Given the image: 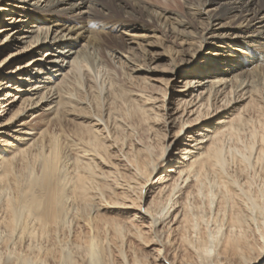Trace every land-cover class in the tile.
I'll return each instance as SVG.
<instances>
[{"label": "bare ground", "instance_id": "1", "mask_svg": "<svg viewBox=\"0 0 264 264\" xmlns=\"http://www.w3.org/2000/svg\"><path fill=\"white\" fill-rule=\"evenodd\" d=\"M66 1L0 0V11L20 8L22 12L26 13V17L33 18L34 24L31 25V29L25 31L29 33L25 35L26 38H30L29 44L31 46L48 48V52L56 56L54 60L50 61L51 63L62 57L64 60L70 59L72 64H70L69 69L59 64L46 67L43 64L37 65V61L32 60L29 63L32 64L33 61L36 63L31 65L30 68L32 69L30 70L18 71L21 67H17L15 70H10L8 74L0 71V112L3 114L7 106L20 103L19 109L12 114V119L15 121L14 123L21 126V129L26 124L21 118V113L26 110H33L34 112L40 110L44 116L42 120H48L46 123L65 128V109L81 103L87 104L89 96L90 104H93V107L98 110L101 107V102L106 100L102 93L105 88H109L110 92V97L106 100L109 107L105 110L106 112L103 110V113L100 114L99 111V114L95 115L97 118H93L94 121L91 120L92 125L90 127L81 128L77 131L76 136H73L71 146L76 152V155H73L75 157H67L68 155H65L64 151L62 152V144L60 145L58 135L51 134V137L45 141L42 137L43 133L40 135L36 131L37 128L34 127L28 132L22 131L18 146L3 148L0 145V199L2 196L4 198L1 205L0 222L6 228L4 231L6 234L2 239V248L7 252L10 251L7 254L9 255L7 259L2 261L0 258V264H22L26 256L36 252L43 254L45 257L43 260L51 261L48 264H68V262L69 264H125L119 260V263L117 262L111 244L120 248L119 252L125 259L122 247L125 240L129 242L130 237L134 236L146 246L156 245L159 247L156 249L157 254L152 256L155 260L160 257V253L164 249L166 259L170 261L167 262L161 258V261L164 260V264L262 263L264 261V230L263 228L260 230L259 227L257 230L255 229V220L246 209L245 204L248 201L245 203L242 195L237 191L235 187L237 181L224 175L223 163L226 162V140L235 133L237 120H243L245 110L261 108V103L257 98V93L259 94L261 88L256 86L258 83L255 78L257 80L259 77L262 81L264 80V32L261 25L255 26V24L259 22V19L264 18V0H200L198 4L187 5L186 15L199 28L195 34L192 33L191 29L195 25L190 23L191 21H186L180 14L166 8H160L159 5L148 3L145 0L108 1L113 8L120 9V13L127 14L123 19L128 28L136 29L141 26L148 32L152 31L148 35H134L135 37H132L134 40L131 42L136 43V41H143L146 37H153L157 40L168 38L170 42H176L179 47L188 45V49L184 50L179 48L173 51L169 47L165 48V52L172 56L170 59L175 65L176 59L180 61L181 54L187 50L190 51L193 46L203 48L205 44L223 48V52L218 54V58L215 59V62L219 64L224 63L232 56V54L227 53L229 48L232 49L233 46H239L243 50L239 48L230 52L241 51L244 53L246 50L251 57L248 60L237 61L233 68L229 65L230 68L224 71L216 65L217 67H214L211 76L217 75L210 83L196 82L198 86H202L200 100L198 95H193L194 99L189 102L184 99L179 101L178 110L181 106L182 114L174 119L175 123L178 122L179 124L175 141L162 145L164 151L163 155L160 156L162 162L159 167L157 165L160 161L154 160L151 157V150V153L149 152L151 144L136 147V143H130L135 145V149L130 148L131 150L126 151L127 154L125 155L129 157L128 162L133 168L134 174L132 176L134 177L123 175L122 172L119 173L123 176V180H120V177L119 180L123 182H117V186L123 189L122 196L125 198H132L133 195L132 200L141 201L144 199L146 204L140 205L138 211L119 210L120 215L129 217L128 221H121L116 218H113V221L102 219L104 222H102L101 228L99 226L101 219L97 214L95 217L96 227L92 226L88 233L84 230L79 232L77 230L75 243L78 248H81L82 259H75V261L71 258L70 253L65 251L66 246L58 245L57 236L58 234L61 236L65 234V226L68 224L67 217H69L67 215L70 212L73 211L72 216L77 218V223L80 225L79 220L82 219L80 210L89 212L97 206V199L116 194L114 185L108 180L110 177L105 171L100 170L95 162L96 158L105 155V152L108 153L107 148H112L111 142H114L113 140H116L117 137L119 138L116 132L119 125L113 123L116 120L112 119L116 109L121 111L125 104L129 110L125 113L130 118L137 116L139 123L141 122V125L147 124V130L158 138L161 136L160 129L155 130L154 126L150 125V121L160 122L165 119L166 125L170 122L167 120L168 114L164 115L159 112V110L169 111L165 101L158 105L157 98L147 94L144 90L135 93L121 87V84L119 85L115 81V76L111 77L110 75L109 77L107 74H102L99 65H95L94 59L90 57L91 52L95 53V50H102L103 53L105 50L110 51L112 56H116V52H120L122 48L133 50V47L125 46L122 35L114 37L111 33L104 31L109 24H112L113 28L120 29L121 24L124 23L121 21L112 23L113 17L107 18L105 21L92 19L98 18L99 12H103V10L98 11L91 0H82L81 5L70 4ZM18 3L29 6L31 9H26L25 6L18 7ZM99 4L103 6L99 0H96L95 5L98 7ZM103 7L107 9L105 4ZM82 13H86L88 17H80L83 22L82 24L78 22L80 25L78 29L75 25L66 26V22L63 21L62 24L56 22L57 15L67 17L70 15L76 20L77 16ZM249 18L255 19L252 23L254 27L245 25ZM10 20L17 22V18L13 16L10 17ZM92 21L94 22L91 23ZM15 28L14 30L6 26L1 27L0 34L11 30L13 34L24 32L23 29ZM237 30L240 31L237 32ZM158 33H161V36H158ZM10 35L5 36L7 38ZM82 41L84 43L78 50L76 45ZM30 45L25 48L31 47ZM9 59L5 58L0 61V70H4L5 66H8ZM138 64L133 68V72L143 73L146 66L149 65L146 58ZM85 67H88L94 75ZM96 68L98 69L96 70ZM49 69H52L54 74L48 71ZM231 74L233 76L228 80ZM104 75L108 76L109 81L107 77L105 79ZM127 75L132 77V74ZM14 80H16L15 84L13 83ZM93 81L95 84L97 83V86L91 84ZM193 81L187 80L186 86H192ZM11 82L12 85H10ZM75 84L87 86L88 96L80 93L81 96L79 97L75 94L72 88ZM78 85L76 86L78 87ZM9 87L13 89L9 90ZM220 87L229 89L222 97L218 96L222 89ZM166 95L167 93L164 97ZM247 95L248 104L243 110L240 109L234 117L206 125L208 120L216 116L220 108L230 107L233 102ZM220 102L222 103L219 104ZM104 113L106 115H103ZM191 116L194 118L191 119ZM110 120L113 123L112 128ZM134 124L132 123L133 127H136L137 124ZM262 125V130H259L260 133L258 132L259 146L262 150L259 151L258 161H256L260 163L264 161V124ZM196 126L200 129L197 130L196 135L189 136L191 137V141L188 140L189 144L186 142L183 148H180V153L170 157V150L174 143L180 142L183 137L187 136V134L181 136L182 132ZM239 131L237 130V133ZM234 135L233 137H235ZM122 141L120 139L119 142ZM242 143L244 142L242 141ZM253 143L255 142L253 141ZM112 146L114 145L112 144ZM28 153L31 155L28 156ZM167 161L172 168L170 171H166L173 174L169 173L166 177L161 178L162 186L154 191V186L159 184V180L155 181L154 177L165 172ZM211 172L215 175L217 191L211 190L210 183L208 185L205 182L207 180L204 181L206 178L204 175ZM147 199L148 202H146ZM203 205H206L210 210L213 205L215 206V225L211 229L202 227V216L193 214V210L191 211L192 207L202 208ZM148 219H150L151 228L156 229L158 233V226H168L171 221L175 223L179 235L176 249L169 250L167 243H164L165 241L162 240L161 236H156V234L153 235L152 239L147 240L141 222ZM20 220H23L21 224ZM87 221L91 226L90 220ZM106 225L108 227L105 229ZM15 235L17 242L13 243L12 238ZM43 242H47V244L44 246L42 245ZM11 244H17V247L12 250ZM142 252L141 258L135 256L133 264H157L156 261H152V263L148 261L147 253Z\"/></svg>", "mask_w": 264, "mask_h": 264}, {"label": "rangeland", "instance_id": "2", "mask_svg": "<svg viewBox=\"0 0 264 264\" xmlns=\"http://www.w3.org/2000/svg\"><path fill=\"white\" fill-rule=\"evenodd\" d=\"M67 1H66L67 3L76 4V5H81L80 3H82V0H67ZM108 1L109 0H99V2H101V4L103 6H104V4L106 5V7H107V9H106L103 6H101L100 4L97 7L95 5L96 0H91L92 4H94L95 8H98L97 9L98 11L103 10V12L102 11L99 12L98 18H92V19H96L97 21H105V20H107V18L113 17V19H111L112 23H114L115 21L123 22L124 24H121L120 29L117 27L113 28L111 26L112 24H109V26L107 25L105 27L104 31L111 33L112 35H114V37L116 35L117 36L122 35L123 36L122 41L125 43V46L128 45L129 47H133L134 49L129 50L126 48H122L120 50V52H118V51L116 52L117 53L116 56L115 55L112 56V52H110V51L105 50V52L103 53L102 50H95L94 51L95 53H93V51L91 52L90 57L92 59H94L95 65L96 64L99 65V67L101 68V69L99 68V70L102 71V74H107L109 77H110V75H111V77L115 76V79H116L115 81H117L119 83V85L121 84L120 85L121 87H123L127 90H132L135 93L140 92L141 90H144L147 94L152 95V96L157 98L156 101H157L158 105L162 104V102L165 101V103L168 104L169 111H165L166 112L165 113L164 111L159 110V112L161 114H164V115L168 114L167 120L170 123L166 125V123L164 121L165 119L160 121V122H158V121L156 122L155 120L150 121V125L154 126L155 130L160 129L159 131H160L161 136L158 138V136L155 137L152 132H149L147 130V128H148L147 124L143 123L141 125V122L139 123V118H137V116H136V118L135 117L130 118L125 113V112L129 111L125 104L123 105V108H121V111L116 109V111L114 112V115L112 117V119L116 120V122L115 121L114 122L112 121V122L117 123L119 125V129L118 128L116 129L117 130L116 131L117 136L119 135V138L115 135L117 137V139H119V140H117L115 138L117 141L116 140H113V141L117 142V143L114 144V142H111L114 146H112V144L109 143V144H111L112 148H107L108 153L105 152L104 153L105 155H102L101 157L95 159V162H96L98 168L102 171H105V173L108 175V177H110L108 180L110 183H112V185H114L113 187H114V191H116L115 192L116 194H113L111 196L112 198L106 197V198H102V199L101 198L97 199V201H98V202L96 201L97 206L95 208L89 210V212L87 210L85 212H82L80 210V216L82 218L79 220L80 225H78V223H77L78 222L77 218H74V216H72L73 211L69 213L70 215L69 214L67 215L69 217H67V223L68 224H67V226H65L66 227L65 232H64L65 234H63L62 236L60 234H58L57 240L59 243L58 245H62L64 247L66 246L64 249L67 253L68 252L70 253L71 258H73V261H75V259L76 260L82 259V255L80 254L81 248H78L76 246V243H75L77 241V238H76L77 233L79 231H82V230H84V232L88 233V231L90 229H92V226L96 227L97 224H96L95 217L97 214L99 215V218L101 219L100 220L101 222L99 223V226L101 227L102 222H104V221H102V219L108 220V221H113V218H116L117 220L128 221L129 217L125 216V215H120L118 213L119 210H130L131 212L138 211L137 209L140 205L146 204V203H144V199L141 201L132 200L133 195H132V198H129V197L125 198L124 196H122L123 189L119 188V186H117L118 183L123 182V181H120L121 179L123 180V176H121L122 174L127 175L128 177H134V176H132L134 174L133 168H131L132 166L130 165V162H128L129 157L127 155H125V154H127L126 151H128L130 148L133 150V148L135 147V145H133V144H135V143H136V147H142V146H147V145L151 144L152 146H151V148H149V152L151 150V152H152V153L150 152L152 154L151 157H153L154 160H156L157 162L160 161L157 165V167H159L160 163L162 162L160 156L163 155V151H164L162 145L164 143H168V142L173 143V141H175V134H176L177 127L179 124H178V122L175 123L174 119L182 114L181 113V111H182L181 106H180V109L178 110L179 101L181 99H184V100H187L189 102L190 100L194 99L193 95H198L199 100H200V98H201L200 92H201L202 86H198V83L203 82V81L205 83H210V81L217 75L216 74V75L211 76L212 70L215 69L214 67L218 66V68L220 70H223V71L228 70L230 68L229 65H231V67L233 68L236 65L237 61L248 60L251 57L245 49H244L245 50L244 53H242L241 51H239L241 53L230 52L233 49L238 50L239 48H241L239 46H233L232 49L229 48V52L227 53L230 55L232 54V56H230L229 59L225 60L224 63L219 64V63L215 62V59L218 58V56H217L218 54L223 52V50H222L223 48H221V46H217V45L214 46V45L205 44V46L203 48L193 46V49H191L190 51L187 50L186 52L181 54L179 57L180 61L178 59H176V65H175L174 62H172V60L170 59V57H172V56H169L165 52V48L167 49V47H169V49H172L173 51H175L176 49H179V48L184 50V49H188V45L187 46L183 45L182 47H179L176 44V42L172 43L173 41L170 42L168 40V38H166V40H161V39L157 40L156 38H153V37H146V38L143 37L144 39H143V41H140L141 43L137 42V41H136V43L131 42L132 40H134V39H132V37H135L134 35H138V34L148 35V34H151L152 31L150 30L148 32L147 30H145L141 26H138L136 29L133 27L128 28L127 23L124 22V19H123L124 17L127 16V14L120 13L119 12L120 9L113 8V6ZM145 1L148 3H151V4L153 3L154 5H159L160 8H166L168 10H172V11L176 12L177 14H180L186 21L189 20V22L191 20H190V18H188V15H186L187 5H190V4L195 5V4H198V2H200V0H145ZM19 6L22 7L25 5H23L22 3L21 4L18 3V7ZM25 7H26V9H31V7H29V6H25ZM83 10L88 11L89 9H83ZM29 13H32V12H29ZM106 14H110V15L107 16ZM79 15L80 16H77L76 20L73 17H71L70 15L68 17L62 16V15H57L56 22H58V24H62V21H63V22H66V26L71 27V26L75 25L76 29H78L80 26L78 24V22H80V24H82V22H83L80 17H82V18L84 16L88 17V15L86 13H82ZM12 16L17 18V22L10 20V17H12ZM35 16H37V15L35 14ZM57 20H59V21H57ZM254 20H255L254 18H249V20L245 23V25H249V26L251 25L252 27H254V25L252 24V23H254ZM94 21H92L91 23H93ZM190 23H193L195 25V27L191 28L193 31L192 33L195 34V32L199 31V28H197L196 24L193 21H191ZM33 24H34L33 18L26 17V13L22 12V9H20V8L19 9H6L4 11H2V10L0 11V28L4 27V26L9 27L11 29L18 27L20 29H23V31H24V32L21 31L19 33L13 34V31L11 30V31H7V32L0 34V61H3L5 58H10L9 59L10 61H8V63H9L8 66L7 67L5 66L4 70L3 69L0 70V71H2L1 73L6 72L8 74V72L10 70H15V69H17V67L18 68L21 67L20 69H18V71L30 70V69H32V68H30L31 65L36 63L34 61H37V65L43 64L46 67H50V66H53L55 64H59L61 66L63 65V67H67L69 69L70 64H71V61H69L70 59L64 60V59H62V57H60V59H56L55 62L51 63L50 61L54 60L56 58L55 54H51L50 52H48V48H46V47L45 48H43L42 46L33 47L29 44L30 38H26V35H25V34H29V33H26L25 31H27L29 28L31 29V25H33ZM260 25L262 26L261 29L264 32V18L259 19V22L257 24H255V26H260ZM22 26H24V27H22ZM94 28L96 29V26H94ZM15 29H17V28H15ZM239 31L240 30H237V32H239ZM7 34H11V35L6 38L5 35H7ZM158 34H159L158 36H161L160 35L161 33H158ZM50 42H52V41H50ZM83 43H84V41H82L81 43H78L76 45V48L78 50H80ZM29 45L31 47H28L26 49L25 47L29 46ZM49 45H51V44H49ZM254 45H256V44L254 43ZM107 50H110V49H107ZM233 51H236V50H233ZM233 56H234V58H233ZM145 58H146L147 63L149 65L146 66V69L144 70V72L143 73L142 72H140V73L139 72L138 73L133 72V68L136 66V64L140 63V61H142ZM193 59H194V62H192ZM32 60H34L33 63L32 64L29 63V62H32ZM228 62H230V63H228ZM28 64H29V66H28ZM247 64H250V62H247ZM138 65H140V64H138ZM85 69H87L88 71H90V73L92 75H94V73L88 67H85ZM97 69L98 68H96V70ZM48 71H50L51 73L54 74V71H52V69H49ZM237 72H239V71H237ZM237 72H235V73H237ZM222 73H224V72H222ZM127 74H132V77L128 76ZM12 75H14V74H12ZM107 75H104V76H105V79L107 77V80H108L109 78ZM134 76H137V78H134ZM229 76L230 77H228L229 78L228 80H230V78L233 75L231 74ZM15 78H17V76H15ZM187 80L188 81L194 80L193 85L192 86L190 85L187 87L186 86ZM255 81H257V83H258L257 84L255 82V84H257L256 86H258V88H261V89H259L261 92V93L259 92V94L262 95L263 99L260 98L261 95H259L257 93V98H259V101L261 103V104L260 103L259 104H260L261 108H259V109L255 108L256 110L253 109L254 111L251 110V108L249 110H245L244 114H243V120H240V121L237 120L235 127L238 131L239 130L240 131L237 133V130L235 129V133H234L235 135L233 134L235 137H233V135L231 136L234 140H230V139H232L230 136L226 140V148H225V151H226L225 160H226V162L223 163V169L224 170L223 169L222 170L224 171L223 173L225 176L237 181L236 183L238 186L235 184L236 185L235 187H236L237 191L240 192L239 194L242 195V198L245 201V203L248 201L245 205H246L247 211L250 213V215L253 216V220H255L254 221L255 229L257 230V228L259 227L260 230H262V228L264 230V224H263L264 223V197H263V194H264V182H263L264 181V161H262L261 163L256 162V161H258L257 158L259 156V153L262 150V148H260V146H259L260 143H259V138H258L259 137L258 132L260 133V131L263 128L262 124H264V121H263L264 120V101H263L264 100V80L262 81L261 78L257 77V80L255 78ZM144 82H147V83H144ZM196 82H198V83H196ZM13 83L15 84L16 80H14ZM13 83L11 82L10 85H12ZM91 84L94 85L95 82L93 81ZM76 85H78V84H75L72 86V88L74 89L73 92L75 94L79 95L81 93L82 95L88 96L87 95V92H88L87 86H82V85L79 86L78 85V87H77ZM95 85L97 86V83ZM8 89L12 90L13 88L9 87ZM220 89H221V92L219 93L218 96H221V97L224 96L226 94V92L229 91V89L224 88V87H220ZM81 90H82V92H81ZM102 93L104 94V98H106V100L108 99V97H110L109 88H105ZM165 93H167V95L164 97ZM103 94L101 95L102 97H103ZM204 94H206V93H204ZM80 96L81 95H79V97ZM89 99H90V97L88 96V98H87L88 102L86 100L87 104L81 103V104H77L75 106L68 107L65 109V114H64V116H65V120H64L65 121L64 122L65 128H62L60 126H52V124L46 123V122H48V120H42V118L44 116H43L42 111H40V110L38 112H34L33 110H29V111L26 110L25 112L21 113L22 114L21 118H23V122L26 123L23 126V129H21V126H18V124L14 123L15 121L12 119L13 118L12 114L19 109L20 103H16L15 105H12V106H7V108L4 109L5 113L2 114L0 112V145H1V147L11 148L15 145L18 146V143L22 137V131L28 132L32 127H34V128H37L36 129L37 133H39V134L43 133L42 137L45 141H47L51 137V134L58 135L59 139H60L59 140L60 145L62 144L61 145L62 152L64 151L65 155H68L67 157H69V156L71 158L75 157L73 155H76V152L73 149V147L71 146V144L73 143V141H72L74 138L73 136H76L77 131L80 130L81 128L84 129L85 127H90L92 125V121H94L93 118H95V119L97 118V117H95V115L99 111H100L99 113L102 114L103 113L102 111L103 110L105 111L109 107L106 100L105 101L103 100V102H101V104H100V106H101L99 108L100 110L99 109L96 110L97 108L93 107V104L92 105L90 104ZM10 100H13V99H10ZM248 102H249V99H248V95H247L244 98H240L238 101L233 102V104H231L230 107H227L225 109H224V107L220 108V110L216 114V116H214L213 118L208 120V122H206V125H212L213 123L217 122L218 120H228V119L234 117L236 115V113H238L240 111V109L243 110V108L246 107ZM221 103L222 102H220L219 104H221ZM118 104L120 105L121 103H118ZM155 111H157V110H155ZM103 115H106V113H104ZM114 116H116V117H114ZM186 118H188V117L186 116ZM193 118L194 117L191 116V119H193ZM134 119H136V120H134ZM245 119H246V121H245ZM111 120H110V125L113 124V123H111ZM132 123L137 124V125L134 124L136 127H133ZM238 123H239V125H238ZM112 127H113V125L111 126V128ZM196 127L190 128L189 130L185 129L182 132L181 136L183 134H187V136L185 138L183 137V139L180 140V142L174 143L173 148L170 150V153H171L170 154L171 156L169 155L170 157H174L178 153H180L179 152L180 148H183V146L186 144V142L189 144V141H191V137H189V136H192V134L196 135L197 130L200 129V127H197V128ZM113 130L115 131V128H113ZM236 133H237V135L238 134L239 135L237 136ZM123 137H126V138H123ZM153 137H155V138H153ZM120 139L123 141L119 142ZM124 140H125V142H124ZM242 141L244 143H242ZM253 141L255 143H253ZM131 142L133 144H130ZM120 143H122V144L120 145ZM128 144H129V146H128ZM248 145L249 146L251 145V146L249 147ZM126 146H128V147L126 148ZM114 147H116V148H114ZM123 147H125V148H123ZM251 147H252V150H251ZM228 150H230V151H228ZM64 153H63V155H64ZM29 155H31V153H28V156ZM251 165H253V166H251ZM35 168H36V166H35ZM171 168L172 167L170 166V164L167 161V164L165 165V172H161L156 177H154L155 181L159 180V184L154 186L155 187L154 191H157L162 186L161 185L162 181H160V179L163 177H166L169 173H171V172H167V171H170ZM243 169L245 172L243 171ZM161 171H163V170H161ZM112 172H113V174H112ZM121 172H122V174H119ZM109 173H110V176H109ZM171 174H173V173H171ZM206 175H204V178L206 177L204 179V181L207 180L205 182L208 185L210 183L209 186H210L211 190L217 191L218 186L215 183L216 179L214 177L215 176L214 173L211 172L207 176ZM119 177H120V180H119ZM213 183H214V185H213ZM247 185H248V187H247ZM3 199L4 198L2 196L0 199V215H1V205L3 203ZM148 201L149 200L147 199L146 202H148ZM214 205L216 206V203ZM214 205H213L211 210L206 205L205 206L203 205L202 208L201 207H199V208L192 207L191 208V211L193 210V212H194L193 214H199L202 216L201 226L204 228L208 227L211 229L215 225L214 219L216 218V214H215L216 211H215ZM252 212H253V214H252ZM99 218H97V219L99 220ZM93 219H94V221H93ZM87 220H90L91 226L89 225V223H88L89 221H87ZM22 221L23 220L19 221L20 224L22 223ZM141 223H142L141 225H142L143 229L146 232L147 240L152 239L153 235L156 234V236H158V235L161 236L162 240L165 241L164 243H167V248H169V250L172 251L173 249H176L177 240H178L179 235H178L177 226L174 225L175 223H173L171 221L168 226H165V227L164 226H158L157 228H158V231L160 234L158 232H156L157 231L156 229L154 230L153 228H151L150 219L146 220L145 222H141ZM18 227H19V225H18ZM107 227H108V225H106V227H104V228L106 229ZM5 229H6L5 225L0 222V258L2 261L4 259H7V257L9 256L7 254H9V252H10L9 250L7 252V251H5L4 248H2V246H3L2 239H3V236H5V234H6L4 232ZM77 230H78V232H77ZM1 231H2V233H1ZM130 240H131V244H130ZM12 242L13 243L17 242V236L16 235L13 236ZM46 244H47V242L42 243V245H44V246ZM111 246L115 251V255L117 257V262L119 260V262L122 261L125 264L126 263L133 264L134 258H136V257L141 258V256L143 255L142 251H144L145 254L147 253L148 261H151V263H152V261H154V262L156 261L157 264H164V260L161 261V258L167 260V262H170L168 259H166V251L164 249L160 253V257H159L160 259L158 258L157 259L158 261L155 260L154 257H152V256H155L157 254L156 249H158L159 247L156 245H153V246L148 245L149 246L148 247L145 245V243H142L137 238H135V236L130 237L129 242H127L125 240L124 246L122 247V251L124 253L126 260L120 254V252H119L120 248H118V246H116L115 244H111ZM14 247H17V244H11L10 245V248L12 250ZM23 252H25V251H23ZM38 253L39 252H36L35 254L32 253V254H29V256H26V259L24 260V262L22 264H48V262L49 263L51 262V261H48V259L46 261L43 260L45 258V257H43V254H41V253L38 254ZM24 255H25V253H24ZM14 256L16 257V255H14ZM39 256L42 258L40 259ZM68 264H69V262H68ZM260 264H264V261Z\"/></svg>", "mask_w": 264, "mask_h": 264}]
</instances>
